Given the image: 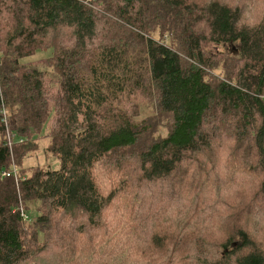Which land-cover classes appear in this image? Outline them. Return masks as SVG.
<instances>
[{"label":"trees","instance_id":"trees-1","mask_svg":"<svg viewBox=\"0 0 264 264\" xmlns=\"http://www.w3.org/2000/svg\"><path fill=\"white\" fill-rule=\"evenodd\" d=\"M174 262L264 264V0H0V264Z\"/></svg>","mask_w":264,"mask_h":264},{"label":"rangeland","instance_id":"rangeland-1","mask_svg":"<svg viewBox=\"0 0 264 264\" xmlns=\"http://www.w3.org/2000/svg\"><path fill=\"white\" fill-rule=\"evenodd\" d=\"M42 56V54L41 53H38L37 55H35L32 59H37V58H39V57H41ZM44 143L45 142H39V144H38V147H39V149H38V151H36V152H34V153H32V157L29 159V160H27V161H25V164H24V166L27 168V167H29L28 165H32V164H34V165H36V164H39V165H45V164H47V160H46V158L44 157V155H43V152L41 151V148L43 147V145H44ZM35 161V162H34ZM49 164L51 165V167L52 168H54V167H56V163H55V160H53V159H49ZM244 180L245 179H243V180H241V181H239V183L242 185V183L244 182ZM190 183H185V184H183V186L182 187H179V190L181 189V188H183V187H185V186H187L188 187V185H189ZM192 184V183H191ZM170 185H171V187H172V183H170ZM240 185V186H241ZM167 187V185L166 184H163V183H158L156 186H155V188L156 189H161V188H166ZM245 188H243V190L241 191L242 192V194L244 195V196H246V197H250L251 196V193H252V187L251 186H249V185H246V186H244ZM236 189H238L237 187H236ZM203 195H204V207H206V208H208V209H210V210H213V209H219V206H213V204L214 203H212V204H210L211 203V201H210V199H208L205 195V193H202ZM197 197H199V195H196ZM178 197H179V201L180 202H182L183 204H184V208L185 209H187V208H192V202H190V201H188L187 199H186V197H184L183 195H181L179 192H178ZM224 198H226L225 196H224ZM231 199H233V198H226V200H231ZM157 201V198H156V200H154V198H151L150 200H148L146 203H147V211L148 212H151L150 211V208H151V206L155 203ZM34 205L31 207V209L29 210V211H27V214H28V216L30 217V219L32 220L36 215H37V212L35 213V211H34ZM240 210H242L241 208H240ZM227 214V213H226ZM212 216H213V222H215V224H217V214H212ZM229 225H231V226H233L234 225V221H229ZM200 227H202V228H199L198 230H197V232H201V233H203V234H211V239L213 238V237H215V239L217 240V243L219 244L220 243V239H219V241H218V237H219V235H220V232L218 231V232H215V229H213V228H211V224H209V223H202L201 224V226ZM253 227V231H254V233H259V232H262V230H263V227L260 225V226H252ZM207 229L206 231L204 230V229ZM182 257V256H181ZM188 257L189 258H192L193 259V255H188ZM43 262V261H42ZM175 264H184L183 262H181V263H176V262H174Z\"/></svg>","mask_w":264,"mask_h":264},{"label":"built area","instance_id":"built-area-1","mask_svg":"<svg viewBox=\"0 0 264 264\" xmlns=\"http://www.w3.org/2000/svg\"><path fill=\"white\" fill-rule=\"evenodd\" d=\"M4 123H6V119L5 118H3V120H2ZM2 176L3 177H14V179L17 181V177H16V170L13 168V170L12 171H6V172H3L2 173ZM23 180V179H22ZM20 214H21V217L23 218V221H25V220H28V217H27V214L25 213V212H23V210L21 209L20 210Z\"/></svg>","mask_w":264,"mask_h":264}]
</instances>
